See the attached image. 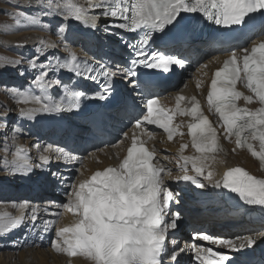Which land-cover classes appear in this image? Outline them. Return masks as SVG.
I'll return each instance as SVG.
<instances>
[{"label": "snow or ice", "instance_id": "snow-or-ice-1", "mask_svg": "<svg viewBox=\"0 0 264 264\" xmlns=\"http://www.w3.org/2000/svg\"><path fill=\"white\" fill-rule=\"evenodd\" d=\"M17 7L21 10L10 13L15 17L16 26H21V19L26 22L24 26H40L41 15L35 13L46 18H58L60 24L56 31L62 41L66 38L70 20L88 29L97 28L99 21L104 20V31L119 36L121 43L131 50L127 66L115 65V70H112L104 63L95 64L86 58H78L71 49L64 57L53 55L48 59L45 53L56 45L41 40L34 55L28 58L27 68L20 72V75L28 71L34 73L31 85L23 91L19 88L12 90V95L18 100L24 103L31 100L38 105L19 110L17 115L28 119H35L38 113L71 112L81 107L82 98H88L86 91L75 90L76 86L69 87L57 78L61 70L66 69L76 77L91 81L103 78L102 90L94 98L104 100L111 94L112 80L117 75H123L125 79L131 77L129 83L136 87L138 67L164 73H168L173 65L184 67L186 60L166 54V49L153 48V43L155 34L179 25L185 15L198 16L200 20L228 31L255 23L264 25V0H25ZM24 9H34L35 13L29 14ZM257 17L261 19L257 20ZM10 27L13 26L5 25L6 30ZM121 32L137 34V38L128 40L120 35ZM240 51L242 57L233 50L223 66L215 70L207 93L209 108L219 118V128L204 115L195 96L191 97L190 109L180 108V101L185 99L181 95L177 99V109L170 111L160 105L155 95H151V98L146 97L143 114L135 119L136 128L145 124L155 125L172 140L176 135H183L180 125L173 124L174 117L178 113L193 117L188 128L192 147L199 155L185 157L181 154L183 163L177 161V164L185 174L176 177L178 181H190L200 188L207 186L200 178L205 175L206 162L215 160L216 153L225 151L221 136L234 138L236 146L246 148L264 169V40ZM2 59L0 67H23L24 64L23 58ZM238 81L246 83L254 95H245L237 90ZM33 86L39 89V95L35 94ZM54 86L62 88L63 94L51 92ZM241 97L246 104L258 101L260 106L256 109L241 107L237 103ZM9 115V111L0 112V144L5 152L9 147ZM13 131H16L15 127ZM123 135L127 137V133ZM36 147L39 149L40 146ZM50 148L48 146L44 152ZM187 148L188 144H182L181 153ZM38 158L41 167L53 160L52 156L43 153ZM2 159L3 169L11 174H27L36 166L23 147L16 148L12 159L7 156ZM79 159L64 148L55 149L56 161ZM154 159L155 152L145 146L144 140L133 135L127 154L118 166L97 170L78 185H69L66 202L59 208L73 213L76 219L69 225L59 226L63 212L58 211L54 214L56 219L44 222V229L47 231L51 227L55 233L52 247L70 257H86L90 264H180V255L189 251L197 264H231L228 251L245 249L256 243L249 237L237 244L239 237L226 238L204 231H197L192 239L207 242L211 245L209 247L196 243L179 246L176 239H170V230L177 229L181 218L180 212L172 211V205L178 203V194L167 186L162 175L171 169L154 163ZM189 163L195 175L187 174ZM52 175L57 176L58 173ZM206 178L212 182L213 172L208 171ZM214 187L237 194L246 205L264 208V177L253 175L242 167L228 168L222 179L215 180ZM50 207H56L55 202ZM19 208L22 210L19 216L0 220V236L26 223L35 227L39 206L24 201ZM216 246L224 250H216Z\"/></svg>", "mask_w": 264, "mask_h": 264}, {"label": "bare ground", "instance_id": "bare-ground-1", "mask_svg": "<svg viewBox=\"0 0 264 264\" xmlns=\"http://www.w3.org/2000/svg\"><path fill=\"white\" fill-rule=\"evenodd\" d=\"M9 3L17 6L24 4L25 0H11ZM24 10L27 13L35 12L34 9ZM13 12H15V10H13ZM37 15H41L40 26H36L34 29H30L32 26H22L23 31L13 34L11 33L9 36L5 35L0 39V41H3V43L9 46L8 55L11 58L14 56V53H19L20 55L25 56L28 48L29 53H35L37 45L41 40H43L49 44L56 45L55 48L50 49L45 53L48 59H51L53 55L58 54L66 56L68 49L74 50L78 58H86L88 61H94L96 63L103 62L111 67L120 65L121 60L124 59L117 53L115 48L116 39L101 30V28L93 31L70 20L67 24V32L65 34L66 38L62 41L59 33L56 31V21L60 24V20L58 18L43 17L41 13H37ZM11 24H13V22H11ZM49 25L51 26L50 28ZM98 26H102V21H99ZM53 28H55V31H53ZM9 29L15 31L18 28L14 24L13 27H10ZM40 29H44L45 31H41ZM82 34L84 36L81 47H73L77 36ZM67 40L68 42H66ZM101 44L102 47H100ZM201 53L204 54L205 59L200 64L195 65L197 70L194 72V75L191 78H187L179 88L177 87L168 93L169 97L180 93L187 95V97L194 94L204 100V97L208 92V86L212 77L213 69L221 64L225 55L219 53L210 54L206 53L205 50H202ZM41 59H43V57H41ZM3 68L2 70H6L4 71L6 78H14V74H19L20 72L16 71L17 67ZM192 71L193 69H189L186 75H190ZM70 74L71 72H68L66 69L61 70L57 74V78H60L64 82ZM33 89L35 94L39 95V89H35L34 86ZM58 90L59 88L54 86L50 91L53 92ZM10 94L15 99L14 104L16 105L14 106H18L16 102L22 103L18 107L17 111L13 112L16 115L22 108L27 109L38 107V105L34 104L31 100H29L28 103H24L12 95V92ZM134 102L140 107L144 105V99L139 94L134 95ZM206 111L211 116L213 115L212 110L208 106H206ZM56 118H63L67 122L71 123L67 132H65L62 128H51V122ZM17 121L20 125L19 136L16 135L17 137L15 140L13 139V142L10 141L12 142L11 147L13 149V154L8 157V159L13 158L17 147H23L28 150V153L32 157L34 163L36 162L40 165V160L38 158L40 154H32L31 148H36V151L52 156L53 160L46 166H40V170H37L36 167H34L33 170L27 174H13L17 180H20V186H18L17 190H13L14 193L10 190L11 188H6L8 186V181L5 177L7 176L0 175V196H4L8 199L14 198L17 201L19 196L22 194V191H25V194L29 193L30 195L40 199V202L38 203L23 199L19 204H15L9 200L4 205L0 206V220L19 216L22 211L19 208V205L24 201H28L32 206H39L38 219L35 227H33L31 223H26L9 234L0 236V264H9L11 260L14 259L15 254L13 252L5 254V251L13 249L18 252L24 247H27V250L22 252L21 256L23 258H27V260H31L30 258H34L37 254L45 255V257L37 264H90V261L86 257H70L66 252L58 253L52 247V241L55 240L54 230L51 227L47 231L45 229L41 230L40 227L44 226L45 221L56 219L54 214L58 211L63 212V215L59 218V226L69 225L75 221L76 216L73 213L59 208V205L66 202V194L70 191L69 185H78L81 181L90 178L95 170L103 169L108 165H116L117 161L124 156L126 146L130 143L131 132L134 128L133 123H129L127 121L120 122L119 120H116L117 127H119L120 124H126L122 131L123 134L127 133V137H124V135L123 137L117 135L115 137V142L108 147H97L95 145L92 149H89L87 147L89 143L88 137L90 134V131L88 130L89 126L84 125L77 120H73L64 112L38 113L35 119H28L17 115ZM177 121L180 123L179 130L183 133L182 136L176 135L172 140H169L166 132L155 131L153 133L154 137L149 141L150 146L157 154L156 162L171 169L170 172L166 174L163 173V175L167 186L178 194V203L172 205V211L180 212V220H186V224L183 229L178 228L177 231L170 230V239H176L179 242V246L195 243V241L190 240L191 236L187 230L198 225L209 224L211 230H213L216 235H223L228 236V238H232L237 234V232L257 233L255 236H248V238H254L256 240L255 244L263 241L264 223L247 225L248 223L245 221V215L241 218L234 217V213L229 212L226 209L223 200L214 193L215 180H220L225 170L235 165H242L251 172L264 177V169H261L260 162L256 161L247 150L237 148L234 138L224 139L222 136L225 151L215 154V160H208L206 162L208 167L205 168V175L200 178L201 182L207 186L200 188L190 181H178L176 180V177L183 176L185 174L181 171L177 164V161L183 163V160H181V154L185 157H192L199 155V153L194 155L192 153L193 149L189 146L186 129L183 125L184 119L179 117L177 118ZM25 125H28L30 132H36V137L31 139L33 141H31L28 146L24 145L22 141V136L26 131H24L21 126L25 127ZM221 131L223 130L221 129ZM86 139L88 141H86ZM120 141L123 142L121 143ZM185 143L188 144V148L183 150L181 153V145ZM31 144L33 145L31 146ZM36 145L40 146L39 149H37ZM43 145H46V148L51 146L48 152H44V149H41L43 148ZM58 147L70 151L74 156L80 158L79 161H56L55 149ZM71 147L74 149L69 150ZM233 149H235V151H233ZM71 163L80 165L78 167L79 175H77L75 179L73 174L70 173V169L67 170V168L63 167L64 164L67 165ZM189 167L190 163L188 165L187 174L195 175L194 172L189 171ZM208 171L213 172L212 182H209L206 178ZM52 173H58V175L53 176ZM52 190H54L52 193V196L54 195V198H52L54 201L51 200V196L47 195V193ZM193 194L195 195L193 196ZM200 194L205 195L204 197L198 196ZM53 202H55L56 207H50ZM248 211L252 212L254 210L249 209ZM38 231L39 234L36 233ZM176 234H180L183 239H179L175 236ZM237 237H240V235H237ZM196 242V244H198V241ZM45 245L50 246V254L47 251H43L42 247ZM32 246H34V248ZM34 249L37 250L34 251ZM228 255L238 264H251L250 262L245 261V257H250L251 255L242 254L239 250L228 251ZM179 260L180 264H190L193 260V253L191 251L183 253L180 255Z\"/></svg>", "mask_w": 264, "mask_h": 264}, {"label": "rangeland", "instance_id": "rangeland-1", "mask_svg": "<svg viewBox=\"0 0 264 264\" xmlns=\"http://www.w3.org/2000/svg\"><path fill=\"white\" fill-rule=\"evenodd\" d=\"M9 2H11V0H0V39L3 38L5 35L9 36V35H11V33L13 34V33H18L20 31H23L22 26L26 25V22L23 21V19H21V26H16L18 28L17 30L12 31L9 28L7 30L5 29V25L13 26L15 24V17L13 15H11L10 13H12L13 10H15V12L21 10L19 7L15 6V5H11ZM5 10H8V11L6 12ZM33 13H35V12H30L29 14H33ZM35 14H37V13H35ZM9 15H11V16H9ZM11 22H13V24H11ZM56 24L58 25V21H56ZM34 28H36V26H32L30 29H34ZM40 30L45 31L44 29H40ZM53 31H55V28H53ZM83 36H84L83 34L77 36V38L74 41L73 47H75V48L81 47ZM66 42H68V40ZM8 47L9 46L7 44L3 43V41H0V64L3 63L2 58H4V57H7L9 59H21V58H23L24 66L23 67H17L16 71L21 72L24 69H26L28 58L32 57L34 55V53H29L28 52L29 48H28L26 50L25 56L20 55L19 53H14V56L11 58L8 55V51H9ZM100 47H102V44L100 45ZM2 68L3 67H0V112L9 111L12 114H10L9 118H8L9 119V124H8V128H7L8 146H9L8 151L5 152L2 144H0V161H1L0 162V175H6L7 176V177H5V178H7V181H8V186L6 188L7 189L11 188L10 190L13 192V190H17L18 186H20V184H19L20 180H17L13 176V174L6 172L3 169L2 157H4V156L10 157L13 154V149L11 147V143L15 140V138L17 136H19V130H20L19 129L20 125H19V122L17 121V115L14 114L13 112H16L18 107L22 103L16 102L18 104V106H14V105H16V104H14L15 99L11 96L10 93L12 92L13 89H16V88H19L21 91H23L25 88H28L31 85V81L33 78L32 75L34 73H32L31 71H28V72H26L25 75H20V72H19V74H14L15 75L14 78H6V75L4 73V71H6V70H2ZM196 70H197L196 68L193 69L192 73L190 75H186L183 81H185L187 78H191L194 75V72H196ZM5 105L7 106L6 108L4 107ZM12 105H13V107H12ZM13 127H15L16 131H13ZM21 127L23 128L24 131H26L25 134L22 136L23 144L28 146V145H30L31 141H33L31 139L36 137V135H35L36 132H30L28 125H25V127L24 126H21ZM28 129H29V131H28ZM0 139H2V133H0ZM10 141H12V142H10ZM32 145L33 144H31V146ZM45 148H46V145H43V148H41V149H45ZM31 152H32V154H41L40 151H36V148H34V149L31 148ZM34 165H36L35 167L37 170H40V168H39L40 166L38 163L35 162ZM79 166L80 165H78V164L75 165V163L63 165V167L67 168V170L70 169L69 171H70V173L73 174L74 179L76 178L77 175H79V173H78V171H79L78 167ZM35 174H38V173H35ZM53 192H54V190L47 193V195L51 196V200H53L52 198H54V195L52 196ZM25 193H26L25 191H22V194L19 196L17 201L14 198L8 199L4 196L3 197L0 196V206L4 205L9 200L15 204H19L20 201H22L23 199H26L29 201L31 200L34 203L40 202L39 198H36L35 196L30 195L29 193H27V194H25ZM0 195H1V192H0ZM61 195H62V192H61ZM49 196H47V197H49ZM63 202H64V200H63ZM27 228H29V227H27ZM40 229L41 230L44 229V226H41ZM36 233L39 234V231ZM32 247L34 248V246H32ZM49 247H50L49 245H45L42 247V249H43V251H47L50 254ZM26 250H27V247L20 249L18 252L16 250L9 249V251L7 250L4 253L6 254L8 252L9 253L13 252L15 254L14 259L11 260V262L9 264H33V263L37 264L45 257L44 254H37L36 256H34V258H30L31 260H27V258H23L21 256V253L25 252ZM36 250L37 249H34V251H36ZM6 260H8V259H6Z\"/></svg>", "mask_w": 264, "mask_h": 264}]
</instances>
